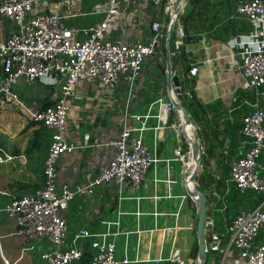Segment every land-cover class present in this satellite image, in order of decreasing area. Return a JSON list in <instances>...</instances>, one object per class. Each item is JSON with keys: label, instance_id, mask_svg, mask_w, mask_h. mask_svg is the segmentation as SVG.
I'll return each mask as SVG.
<instances>
[{"label": "built area", "instance_id": "2783aa9c", "mask_svg": "<svg viewBox=\"0 0 264 264\" xmlns=\"http://www.w3.org/2000/svg\"><path fill=\"white\" fill-rule=\"evenodd\" d=\"M50 1L0 0V18L16 24L0 43V99L15 105L22 103L16 89L20 78L31 86L43 82L61 91L53 103L41 105L32 117L52 130L43 160V184L21 195L0 190L7 196L0 213L15 220V234L24 241L22 256L41 248L45 264H130L138 260H131L128 253L117 255L115 237L123 232L118 221L107 222L105 230L81 227L68 241L66 213L78 194L93 196L102 187L114 188L121 199L130 192L128 197L139 202L142 197L137 192L147 182L159 180L158 150L164 139L158 132L162 123L173 126L169 125V117L175 107L168 93L158 94L142 110L129 113L119 132L105 140V153L89 159L85 179L59 183L61 159L82 147L69 139V98L82 79L88 78L99 82L107 92L126 84L129 105L137 96L138 80L147 60L165 59L167 25L152 21L153 36L146 42L113 41L110 28L120 13V0L99 4L96 10L104 13L103 19L83 27L68 25V15L50 10ZM235 5L237 14L251 24L234 45L239 47L241 59L240 86L253 93L246 101L248 110L240 117L242 152L229 162L226 182L253 198L244 199L238 206L228 229L231 244L238 252L234 264H264V0H236ZM177 29L176 25L175 31L180 33L181 29ZM167 182L175 183L177 178L170 174ZM218 199L229 201L228 190L218 194ZM211 200L214 206L218 204L214 195L208 204ZM111 225L117 230L113 231ZM174 229L165 228L167 232ZM80 240L84 241L82 247L77 246ZM45 242L49 245L43 248ZM166 259L184 262L179 249ZM3 260L11 264L5 256Z\"/></svg>", "mask_w": 264, "mask_h": 264}, {"label": "crops", "instance_id": "0c3cea01", "mask_svg": "<svg viewBox=\"0 0 264 264\" xmlns=\"http://www.w3.org/2000/svg\"><path fill=\"white\" fill-rule=\"evenodd\" d=\"M104 1L51 0L49 9L68 15L65 20L68 25L83 27L103 19L104 13L96 9ZM235 1L186 0L177 22V28L183 32L182 40L177 42L179 36L173 34L172 66L174 74H177L181 80L183 94L191 95L195 89L198 91V86H203L205 93L203 99L210 102L220 95L227 96V93L222 90L223 86L230 88L232 107L229 117L214 118L209 124H204L207 131L201 162L203 171L199 173L197 185L205 191L207 196L209 207L207 218H213L215 223L211 238L205 231L208 254L206 264H234V259L238 256L236 248L231 244L228 224L238 206L242 204L230 196L231 186L227 182L224 183V180L227 181L229 162L242 152L240 117L248 110L246 101L253 91L240 89L236 92L241 87L239 84L241 59L239 47L234 43L245 35L251 24L237 14ZM173 4L174 0H161V2L120 0V13L112 23L109 36L113 41L118 42L135 40L146 42L153 36L151 22L158 20L167 25L171 18ZM15 26L14 21L0 18V43L10 35ZM78 36L81 37L82 34ZM163 48L165 58V42ZM1 67L0 60V70ZM233 83L236 88L232 86ZM16 89L22 103L15 105L0 99V151H12L16 155L23 156L20 159L23 163H31L38 158L43 168L52 130L34 121L32 117L41 105L53 103L61 91H55L43 82L31 86L25 78H20ZM163 92L167 94L166 58L150 57L147 60L138 80L137 96L129 105L126 84L117 86L113 92H107L99 82L83 78L75 93L69 98L68 118L69 139L80 143L82 147L71 156L61 159L59 183L85 179L89 159L105 153L106 148L102 144L110 135L119 132L124 118L133 111L142 110ZM212 114L219 117L215 112ZM168 135L169 130L165 128L160 137L164 139L161 145L169 142ZM35 138L40 145L33 148L30 142ZM15 161L8 162L14 164ZM177 173L179 175H176ZM170 174L177 178V182L172 184L171 189H169L170 183L167 182ZM202 175L204 177L201 178ZM19 178V174L15 171L0 170V190L21 195L43 184L42 169L33 186L30 184L32 179L30 172L25 174V184L20 185L15 181ZM158 178V181L147 182L137 192L142 197L139 202L128 197L131 195L130 192H125L126 198L121 199L117 191L109 187L99 188L93 196L78 194L71 201L66 213L68 241L81 227L105 230L107 222L118 221V227L123 231L115 237L118 256L128 253L131 260H138L130 264H178V261H170L166 258L171 256L175 249L180 250L181 258H183V251L177 246L178 239L183 228L191 230L196 226L197 234V205L195 200L187 195L182 173L180 174L179 168L176 169L175 165L158 166ZM204 179L205 183L202 185ZM210 181L214 183L223 181L224 185L219 188V194L222 195L223 190L228 189L229 204L222 201L214 206L212 200L208 204L209 197L213 196L206 187L207 182ZM6 201L7 196L0 193V205ZM186 202L196 210L197 219L195 223L190 222V225L184 226L186 222L182 219L185 216ZM16 227L14 219L0 213L2 257H9L11 264H45L41 259V248L29 251L23 256L21 251L17 255L12 254L13 249L9 242H7L8 253L3 249L2 240L15 233ZM168 227H175V229L167 232L165 228ZM111 228L113 231L117 230V226L111 225ZM22 240L18 238L19 243L24 245ZM83 242L80 240L77 246L82 247ZM182 242L184 247V235ZM48 245V242H45L43 248ZM197 249L192 256V264ZM159 257L163 258L162 261L156 262L155 259ZM72 264L85 263L75 261Z\"/></svg>", "mask_w": 264, "mask_h": 264}, {"label": "rangeland", "instance_id": "374dc122", "mask_svg": "<svg viewBox=\"0 0 264 264\" xmlns=\"http://www.w3.org/2000/svg\"><path fill=\"white\" fill-rule=\"evenodd\" d=\"M177 22H178V17L176 20V25H177ZM173 34H179V33L177 31H174ZM173 41H174V37L172 36L171 43H170L171 51H172ZM239 84H241V82ZM239 84L236 83V85H239ZM232 86L235 87V84L233 83ZM240 89L242 88L239 87L236 90V92H239ZM222 90L223 92L227 93V96L223 97L220 95L218 97L213 98L210 102L203 99V96L205 94L203 86H198V91L195 89L193 94L191 92V95L184 93L183 104L188 110V113L190 114V118L192 119V126H194L195 133L197 134V137H198V144L201 149V156H202L201 162L203 161V155H204V149H205V148L203 149V147L205 146L204 140H205L206 131H207L206 128L204 127V124H209L211 120L212 121L214 120V118L223 119V118H228L230 115V108L232 107V102L229 96L230 88L228 86H223ZM212 112H215L216 115H218L219 117H216L214 114H212ZM181 123H182V117L180 118L179 111L175 109L169 117V125H173V126L171 128L170 127L167 128L169 130V135H168L169 142L166 143L165 141L166 145H161L158 150V157L159 159H161L158 162V166H161L163 164L168 165L167 159H171V166H172V162H174L175 168L176 169L179 168L180 174L182 173V170L184 169V164H183L184 161H182L180 157H183V156L185 157V164H186L190 161V158L192 156L191 143L185 138L182 132ZM35 143L36 142H32L30 144H33L34 146L36 145ZM35 147L36 146H34L33 148ZM33 153L35 152L33 151ZM16 157L18 159H15ZM22 157L23 156L14 154L12 151L11 152L7 150L0 151V164H4V165H0L1 166L0 170L3 169L6 171L9 170V171L17 172L20 178L15 179V181H17V183L20 185L25 184L24 183L25 174H27V172H30V175L32 176L30 184L33 186L34 183L37 182L36 178L38 177V175L41 174L42 167L40 165V161L37 158V159L32 160L31 163H23L20 161ZM8 161H11V162L15 161V162L14 164L13 163L10 164V162ZM201 170L203 171L202 164H200L199 173L201 172ZM176 175H179V173H177ZM198 177H199V174H198ZM202 177H204V175H202L201 178ZM204 183H205V179L202 185H204ZM224 183H226L225 180H224ZM224 183L223 181L221 183H214L210 181V182H207L206 184L207 191L212 193L216 197V201L218 200V204L222 203L221 201L222 199L220 200L218 199V194L220 191L219 188L223 186ZM224 191H226V189L223 190V192ZM216 192L218 194H216ZM229 194L230 196H233L234 198H236L240 204H242V202L246 198H248L249 200L253 198L252 195L247 194L246 192H241L237 190L234 186H231ZM226 203L229 204V201L227 200L225 204ZM196 219H197L196 210L192 208V206L189 205L188 203L185 204V216L182 219V221L186 222L184 226L190 225V222L195 223ZM183 235H184V247H183V242H182ZM18 238H21V237L13 233L8 238L3 239L2 240L3 249L6 250V252L8 253L7 245L10 244L12 245V249H13L11 252L12 254L16 253L15 255H17L18 253H20L21 248L23 247V243L20 244L18 241ZM179 239H178L177 246L180 247L183 251L182 260L184 262L183 263L179 262L178 264H192V259H193L192 256L194 255V251L197 249V245H198L196 226L195 228L193 227V229L191 230L183 228L181 230ZM7 242L9 243L7 244ZM9 260L10 262H12L10 258ZM0 264H5L1 251H0Z\"/></svg>", "mask_w": 264, "mask_h": 264}, {"label": "water", "instance_id": "95a60500", "mask_svg": "<svg viewBox=\"0 0 264 264\" xmlns=\"http://www.w3.org/2000/svg\"><path fill=\"white\" fill-rule=\"evenodd\" d=\"M186 0H174V10L171 13V18L167 23L165 36V51H166V82L167 93L176 110L182 111L184 121L182 123V132L185 138L191 143L192 157L196 160V166L192 173H189L188 167L185 166L182 171V178L185 191L189 197L195 200L197 205V239L198 249L193 260V264H206L207 261V240L205 236L206 222H207V196L204 190L198 185V174L201 164V149L198 144L197 134L194 133L192 137L189 136L187 127L192 126V119L188 110L183 104L184 94L181 89V80L177 74L173 72L172 66V51L170 43L173 33L176 28V20L179 13L185 6Z\"/></svg>", "mask_w": 264, "mask_h": 264}, {"label": "bare ground", "instance_id": "6f19581e", "mask_svg": "<svg viewBox=\"0 0 264 264\" xmlns=\"http://www.w3.org/2000/svg\"><path fill=\"white\" fill-rule=\"evenodd\" d=\"M173 10H174V8H173ZM173 10H172V11H173ZM179 35H180L179 38L182 39L183 32L180 31ZM178 111H179V110H178ZM179 116H180V118L182 117V123H183L184 118H183V113H182V111H179ZM182 123H181V124H182ZM165 128H168V127H166V125L162 123V124H161V127H160V130H159V132H158V136H159V137H161V134H162V132L164 131ZM187 130H188V134H189V136L192 137V136L194 135V133H195V128H194V126H188V127H187ZM180 159H181L182 161H184V163H185V157H184V156H183V157H180ZM167 161H168V165H170V164H171V159H167ZM173 165H175L174 162H172V166H173ZM186 166L188 167V171H189V173H192V171L194 170V167L196 166V160L193 159V157L191 156L190 161H189L188 163H186ZM172 184H173V183H170V187H169V189L172 188V186H173ZM170 193H173V192L170 191ZM181 197H183V195H182ZM214 228H215V223H214L213 218L208 217V218H207V222H206V229H205V231H206V234H207L210 238H211L212 234L214 233Z\"/></svg>", "mask_w": 264, "mask_h": 264}, {"label": "trees", "instance_id": "16d2710c", "mask_svg": "<svg viewBox=\"0 0 264 264\" xmlns=\"http://www.w3.org/2000/svg\"><path fill=\"white\" fill-rule=\"evenodd\" d=\"M32 142H36L35 143L36 145H34V146H39L40 145V143L38 142L37 138H35L34 140H32L30 143H32ZM31 145H33V144H30V146Z\"/></svg>", "mask_w": 264, "mask_h": 264}]
</instances>
